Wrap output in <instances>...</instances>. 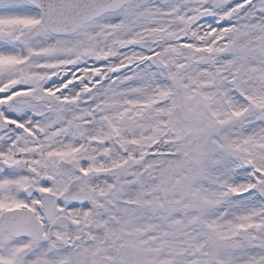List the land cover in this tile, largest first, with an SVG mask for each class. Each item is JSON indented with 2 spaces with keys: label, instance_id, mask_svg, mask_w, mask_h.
Wrapping results in <instances>:
<instances>
[{
  "label": "snow or ice",
  "instance_id": "6c2138e0",
  "mask_svg": "<svg viewBox=\"0 0 264 264\" xmlns=\"http://www.w3.org/2000/svg\"><path fill=\"white\" fill-rule=\"evenodd\" d=\"M0 264H264V0H0Z\"/></svg>",
  "mask_w": 264,
  "mask_h": 264
}]
</instances>
